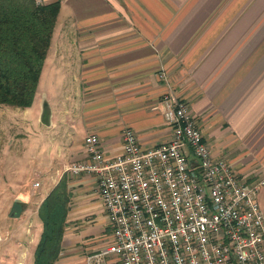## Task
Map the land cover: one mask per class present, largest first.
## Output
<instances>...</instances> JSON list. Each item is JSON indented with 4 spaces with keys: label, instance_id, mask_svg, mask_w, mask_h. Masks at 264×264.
Listing matches in <instances>:
<instances>
[{
    "label": "crops",
    "instance_id": "obj_1",
    "mask_svg": "<svg viewBox=\"0 0 264 264\" xmlns=\"http://www.w3.org/2000/svg\"><path fill=\"white\" fill-rule=\"evenodd\" d=\"M58 1L26 108L40 113L41 90L49 120L40 130L51 132L61 171L85 157L87 133L98 136L105 157L119 152L123 125L135 130L142 146L168 136L169 126L151 108L167 90L157 75L163 68L212 155L247 173L240 163L264 146V0ZM62 173L69 202L54 264H85L110 230L93 174ZM20 237L0 236V264H29ZM103 264L119 262L110 256Z\"/></svg>",
    "mask_w": 264,
    "mask_h": 264
},
{
    "label": "built area",
    "instance_id": "obj_2",
    "mask_svg": "<svg viewBox=\"0 0 264 264\" xmlns=\"http://www.w3.org/2000/svg\"><path fill=\"white\" fill-rule=\"evenodd\" d=\"M157 75L167 90L151 108L169 126L168 136L142 146L123 125L119 152L105 157L98 136L87 133L85 157L63 169L93 174L110 230L85 264L110 256L119 264H264V210L257 201L264 174L239 175L214 157L187 101L163 68Z\"/></svg>",
    "mask_w": 264,
    "mask_h": 264
},
{
    "label": "trees",
    "instance_id": "obj_3",
    "mask_svg": "<svg viewBox=\"0 0 264 264\" xmlns=\"http://www.w3.org/2000/svg\"><path fill=\"white\" fill-rule=\"evenodd\" d=\"M58 8V0H0V104H31ZM68 202L62 173L36 206L41 230L31 264H54L58 258ZM22 205L12 202L16 213Z\"/></svg>",
    "mask_w": 264,
    "mask_h": 264
},
{
    "label": "rangeland",
    "instance_id": "obj_4",
    "mask_svg": "<svg viewBox=\"0 0 264 264\" xmlns=\"http://www.w3.org/2000/svg\"><path fill=\"white\" fill-rule=\"evenodd\" d=\"M40 91L37 90L36 95L38 109L43 101L49 106ZM46 107L35 114L34 109L0 104V236L19 233L20 240H24L21 242L23 258L29 260V264L38 229L41 230L36 215L39 197L63 172L60 170L63 164L57 163L59 155L55 152L57 145L51 143V132L40 130L45 124L40 114L46 116L45 119L48 117ZM240 167L247 174H264V146L261 145L257 154L250 155L249 160L240 163ZM13 201L22 202L23 210L16 213ZM257 201L264 210V184L257 192Z\"/></svg>",
    "mask_w": 264,
    "mask_h": 264
},
{
    "label": "water",
    "instance_id": "obj_5",
    "mask_svg": "<svg viewBox=\"0 0 264 264\" xmlns=\"http://www.w3.org/2000/svg\"><path fill=\"white\" fill-rule=\"evenodd\" d=\"M44 106H47V107H46V110H45V113H46L47 116H48V113H49V111H48V105H47V103H46L45 101L42 102V105H41L40 110H41V112H42ZM45 117H46V116H45ZM45 117L42 116V115L40 114V119H42V121L46 123V122H48L49 119H48V117H47V119H45Z\"/></svg>",
    "mask_w": 264,
    "mask_h": 264
}]
</instances>
